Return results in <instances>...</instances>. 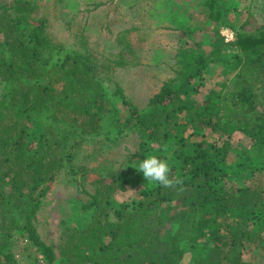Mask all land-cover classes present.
<instances>
[{
  "label": "trees",
  "instance_id": "1",
  "mask_svg": "<svg viewBox=\"0 0 264 264\" xmlns=\"http://www.w3.org/2000/svg\"><path fill=\"white\" fill-rule=\"evenodd\" d=\"M38 2L0 0V264H21L13 251L20 233L42 257L33 264H247L245 252L264 241V191L228 183L225 167L235 133L264 154V25L256 35H237L238 51L224 56V5L207 1L203 14L217 25L210 52L183 51L176 77L140 108L119 85L108 89L106 74L124 67V57L99 61L83 37L54 43L47 21L34 18ZM212 64L233 65V79L197 102L192 81ZM205 129L224 138L222 145L203 140L188 151ZM130 135L138 148L119 169L76 164V150L93 147L91 159L106 158ZM171 146L170 178L183 184L154 182V191L123 203L111 221L107 206L124 190L122 176L141 174L136 167L151 155L168 161ZM62 173L77 184L92 173L95 191L74 216L79 228L66 230L56 248L36 222Z\"/></svg>",
  "mask_w": 264,
  "mask_h": 264
},
{
  "label": "rangeland",
  "instance_id": "2",
  "mask_svg": "<svg viewBox=\"0 0 264 264\" xmlns=\"http://www.w3.org/2000/svg\"><path fill=\"white\" fill-rule=\"evenodd\" d=\"M14 0H4L12 5ZM209 0H39L35 19H45L52 41L61 45L75 44L78 37L90 47L99 61L118 60L124 57L127 64L116 67L108 75V89L119 85L125 95L140 108H145L152 96L159 93L167 81L176 77L175 71L182 59L183 51L189 48L197 54H208L215 37L217 25L203 14V6ZM221 19L219 34L223 38L226 30L235 34V41L228 44L223 55H232L238 49L232 45L237 35L243 32L258 34L264 25V0H217ZM99 5V6H96ZM258 28V29H257ZM130 44L131 50H127ZM132 52V53H131ZM233 65H213L204 74L192 81L197 93L191 99L202 102L211 90H220L221 84L230 82L234 76ZM109 93V90H107ZM261 109L264 110V92H259ZM116 104L123 108L121 99ZM208 140L222 145L224 138L210 129L195 133L188 151L197 142ZM233 148L229 155L226 181L239 186H259L264 191V154L251 150V140L242 133H235ZM137 136L130 135L120 144L110 148L106 158L91 159L93 147H83L74 152L77 165L89 169L104 167L112 163L119 169L129 153L138 148ZM242 147L247 153L242 152ZM166 152L168 162L174 146ZM92 173L84 183L77 184L65 174L58 177L56 186L47 195L45 204L37 215L36 226L42 239L56 248L63 233L78 227L74 216L82 204L89 202L95 186ZM83 179L79 178V181ZM124 190L107 206L109 219H115L114 210L123 203L138 201L145 193L154 191L155 183H148L143 174L136 177L122 176ZM14 254L21 264H33L42 257L30 247L22 234L14 237ZM247 264H264V241L252 246L244 254ZM42 264V263H41Z\"/></svg>",
  "mask_w": 264,
  "mask_h": 264
},
{
  "label": "clouds",
  "instance_id": "3",
  "mask_svg": "<svg viewBox=\"0 0 264 264\" xmlns=\"http://www.w3.org/2000/svg\"><path fill=\"white\" fill-rule=\"evenodd\" d=\"M136 169L143 174L148 183L155 182L165 188H177L183 184L179 177L170 178L171 168L168 161L155 155L142 160ZM178 191H183V188H178Z\"/></svg>",
  "mask_w": 264,
  "mask_h": 264
},
{
  "label": "built area",
  "instance_id": "4",
  "mask_svg": "<svg viewBox=\"0 0 264 264\" xmlns=\"http://www.w3.org/2000/svg\"><path fill=\"white\" fill-rule=\"evenodd\" d=\"M224 42L227 44H230L235 41L236 37L235 34L232 31L226 30L223 33Z\"/></svg>",
  "mask_w": 264,
  "mask_h": 264
},
{
  "label": "crops",
  "instance_id": "5",
  "mask_svg": "<svg viewBox=\"0 0 264 264\" xmlns=\"http://www.w3.org/2000/svg\"><path fill=\"white\" fill-rule=\"evenodd\" d=\"M259 0H255V2H258ZM261 2L263 1V0H260Z\"/></svg>",
  "mask_w": 264,
  "mask_h": 264
}]
</instances>
